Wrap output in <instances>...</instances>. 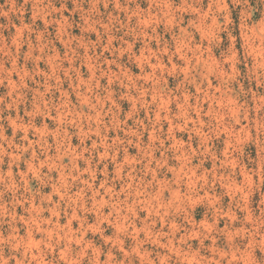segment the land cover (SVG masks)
I'll return each mask as SVG.
<instances>
[{
	"label": "rangeland",
	"instance_id": "rangeland-1",
	"mask_svg": "<svg viewBox=\"0 0 264 264\" xmlns=\"http://www.w3.org/2000/svg\"><path fill=\"white\" fill-rule=\"evenodd\" d=\"M0 264H264V0H0Z\"/></svg>",
	"mask_w": 264,
	"mask_h": 264
}]
</instances>
